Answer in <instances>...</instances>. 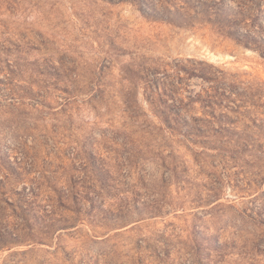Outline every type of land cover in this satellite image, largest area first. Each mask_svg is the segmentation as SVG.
<instances>
[{
    "label": "rangeland",
    "instance_id": "rangeland-1",
    "mask_svg": "<svg viewBox=\"0 0 264 264\" xmlns=\"http://www.w3.org/2000/svg\"><path fill=\"white\" fill-rule=\"evenodd\" d=\"M240 1L0 0V264H264Z\"/></svg>",
    "mask_w": 264,
    "mask_h": 264
},
{
    "label": "trees",
    "instance_id": "trees-1",
    "mask_svg": "<svg viewBox=\"0 0 264 264\" xmlns=\"http://www.w3.org/2000/svg\"><path fill=\"white\" fill-rule=\"evenodd\" d=\"M243 1H244V0H241V1H240V10L243 11L244 13L240 12L239 15L247 19V20H246V23L251 22V23H253L251 26H253V25H255V27L257 26V29L260 31V34H264V25H263L261 22H259V23L256 22V18H257L256 14H254V13H249V16L244 15L245 12H248V11H251V12H252V7H251V6H247ZM257 6H259V5H257ZM259 8L261 9V7H259ZM260 9H256V11H258V10H260ZM254 10H255V9H254ZM248 18H249V19H248ZM240 21H241V20H240ZM234 22H235V21H233V23H234ZM254 23H255V24H254ZM252 28H253V27H252ZM255 37H256V36H255ZM258 37H259V36H258ZM253 38H254V37L252 36V39H253Z\"/></svg>",
    "mask_w": 264,
    "mask_h": 264
}]
</instances>
